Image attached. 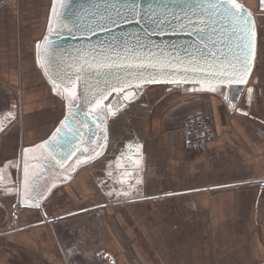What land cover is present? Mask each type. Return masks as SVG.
Wrapping results in <instances>:
<instances>
[{"label":"crops","instance_id":"crops-1","mask_svg":"<svg viewBox=\"0 0 264 264\" xmlns=\"http://www.w3.org/2000/svg\"><path fill=\"white\" fill-rule=\"evenodd\" d=\"M54 3L0 0V116L6 99L21 98L0 131V264H264V2L244 87L187 86L182 99L151 108L144 139L111 151L115 115L103 156L54 185L41 208L19 206V160L64 116L39 57ZM199 109L218 137L191 152L180 128Z\"/></svg>","mask_w":264,"mask_h":264},{"label":"water","instance_id":"water-1","mask_svg":"<svg viewBox=\"0 0 264 264\" xmlns=\"http://www.w3.org/2000/svg\"><path fill=\"white\" fill-rule=\"evenodd\" d=\"M213 2L218 3L219 0ZM234 3L244 9L242 15L246 17L251 14L253 19L256 33L254 40L256 64L258 43L256 16L242 0H234ZM206 6L207 0H55L53 7L55 12H52L49 27L52 31H49L46 37L49 43L45 45L44 41L39 52L41 65L45 66L42 68L49 80L55 81L63 89L67 86L69 78H74L79 72L80 80L78 82L73 80L78 85L75 107L83 112L86 124L90 126L99 118V107L110 97H122V100L112 108L113 115L136 100L147 85H198L207 90L210 87L224 86L232 91L239 90L248 83L255 66L246 77L247 83L239 87L208 81L200 74H188L185 82L182 71L169 70L165 74H160L158 70L153 69L138 71L135 68L127 70L114 68L110 71L107 69L97 71L95 67H89V64L93 63V58L112 56L114 51L119 52L121 57L128 56L129 63H135L130 55L133 52L136 56L154 52L159 59L178 58L182 63H186L191 55H196L199 61L201 54L207 55L209 51L218 50L225 56H217L216 60L210 63L218 67L220 65L227 67L228 61L239 54V49L236 47L237 38L233 35L235 22L230 20L224 9L227 7L231 11H236V8L230 0H225V3L219 5L212 14L215 19H208L207 15L203 14ZM189 19L201 21L198 27L204 28V31L198 33L191 27L182 29L181 23L188 25ZM205 20L208 27L203 23ZM201 40L204 41L203 44ZM213 40L218 42L216 48H212ZM235 67L240 69L241 65L237 63ZM241 74L242 72H237V75ZM140 76L145 79L152 76L160 81L179 82L149 84L140 80ZM137 84L140 85L139 88L136 87ZM112 86H123V93L117 95L111 92ZM101 91L104 92V97L98 96ZM97 100L100 101L99 107L94 102ZM100 124L104 140V137L108 136V120L105 118ZM107 142L109 144L108 138L104 140V147L98 151L102 155L95 158L103 156L108 146V144L105 146ZM35 207L41 208V205Z\"/></svg>","mask_w":264,"mask_h":264},{"label":"snow or ice","instance_id":"snow-or-ice-1","mask_svg":"<svg viewBox=\"0 0 264 264\" xmlns=\"http://www.w3.org/2000/svg\"><path fill=\"white\" fill-rule=\"evenodd\" d=\"M262 2H264V0H262ZM224 3L225 0H219L218 3L213 2V0H207V6L204 8L203 14H206L208 19H215L212 14L216 12L219 5H223ZM230 3H232V5L236 8V11H231L229 8L226 7L224 9V12L229 14V18L231 21L235 22L233 23V35L236 36L238 41L236 47L239 49V54L235 55L232 60L228 61L227 67H224L223 65H220L218 67L216 64L210 63V61L216 60L217 56H225V54L219 50L216 52L209 51L207 55L201 54L199 61L196 55H191L186 63H182L178 58L159 59L157 57V54L154 52L142 56H136L133 52V54L130 55L131 59L135 61V63H129L128 56L121 57L119 52L114 51L112 56H102L100 59L93 58V63L89 64V67H95L97 71H103L105 69L110 71L114 68L124 70L135 68L138 71H142L145 69H153L158 70L160 74H165L169 70L173 72L182 71L184 73L185 82H187L188 74H200L203 79H206L208 81H215L221 85L226 84L228 86L239 87L240 85L247 83L246 77L250 75L253 70V67L255 66L254 40L256 33L254 31L255 25L251 14H248L245 17L244 15H242L244 9L241 6L235 5L234 0H230ZM53 12H55L54 8ZM112 23H116V21H112ZM200 23L202 22L199 20L189 19L188 25H184L183 23H181V28L187 29L188 27H191L199 33L204 31V28L198 27ZM203 23L205 27H208L207 20L203 21ZM237 28L238 31H236ZM49 31L51 32L52 29L49 28ZM48 43L49 41L47 40V38H45V45H47ZM201 43L203 44L204 41L201 40ZM217 43V41L213 40L212 48H216ZM205 48H207V45H205ZM45 51H47V47H45ZM229 51H231V49H229ZM237 63L241 65L240 69H237L235 67V64ZM41 67L45 66L41 65ZM260 67L262 71H264V63H262ZM237 72H242V74L237 75ZM80 78L81 77L79 75V72H77L74 78H69L67 86L64 88V92L67 94L66 99L70 102V106H75V98L77 97L78 85L77 83H74L73 80L78 82ZM139 79L142 80L144 83L149 84L161 82H179L177 80L160 81L152 76H149L146 79L143 76H140ZM53 84L56 89L59 88V85H57L55 81H53ZM136 87L139 88L140 85L137 84ZM208 90L215 92L216 88L210 87ZM123 91V86L111 87V92H115L117 95L123 93ZM248 91L249 93H251L252 90L249 89ZM57 94L59 95L60 93L57 92ZM98 96L104 97V92L101 91L100 93H98ZM248 99L250 102L251 96H249ZM94 102L96 103L97 107L100 106L99 100ZM245 115H247V113H245ZM70 123L72 122L69 121V124ZM69 124H62L61 127L57 128L55 134H53L52 136V139L44 142L45 145L53 148H59L60 145L56 137L59 135L62 129L68 128ZM101 135L103 136L104 134L101 133ZM104 140H106V136L104 137ZM104 140L101 141V144L104 143ZM99 155H102V153H95V156ZM95 156L93 158H95ZM25 175H27V172H25Z\"/></svg>","mask_w":264,"mask_h":264},{"label":"flooded vegetation","instance_id":"flooded-vegetation-1","mask_svg":"<svg viewBox=\"0 0 264 264\" xmlns=\"http://www.w3.org/2000/svg\"><path fill=\"white\" fill-rule=\"evenodd\" d=\"M58 91L62 92L64 116L58 126L69 124L68 128L62 129L56 137L60 147L53 148L45 145V141L52 139L53 134L45 141L33 146L30 154L23 155L16 166L15 179L20 175V183L14 200L17 205L25 206L29 202L33 205L43 204L46 197L50 194L54 185L70 177L80 166L94 160L95 153L104 147L101 120L107 119L108 123L112 116V108L122 100V97L112 96L102 104L99 111V118L93 121V125L86 124V118L83 112L75 106H70L66 99L64 89L59 87ZM13 117V109L8 108L6 113L0 116L1 127H5ZM109 140V129L108 136ZM108 142L105 144V146ZM75 150V151H74ZM96 157V156H95ZM87 161V162H85ZM7 168V167H6ZM27 172V175H25ZM5 167L0 166V178L4 180ZM5 192L7 190H4ZM45 217V216H44Z\"/></svg>","mask_w":264,"mask_h":264},{"label":"rangeland","instance_id":"rangeland-1","mask_svg":"<svg viewBox=\"0 0 264 264\" xmlns=\"http://www.w3.org/2000/svg\"><path fill=\"white\" fill-rule=\"evenodd\" d=\"M249 6L252 12L255 14L257 19V0H242ZM264 22V19L262 20ZM264 63V60H259V64ZM261 70V68H259ZM257 74V72L255 73ZM190 85H181V84H170V85H147L143 92L140 93L136 100H134L127 107L121 109L120 111L113 114L111 118L115 115V118L112 121L111 127V151H117L121 146L125 145L128 140H142L145 138L144 126L146 123V116L151 111V108L155 110H164L167 103L172 101L182 99L183 91L187 89ZM0 84V91H5ZM1 99L2 100V93ZM21 98H10L6 99L7 109L13 107V103H16V107H19ZM10 102L12 106H10ZM129 107V108H128ZM118 113L119 116H118ZM180 122V121H179ZM123 169V168H122ZM10 213V212H8Z\"/></svg>","mask_w":264,"mask_h":264},{"label":"built area","instance_id":"built-area-1","mask_svg":"<svg viewBox=\"0 0 264 264\" xmlns=\"http://www.w3.org/2000/svg\"><path fill=\"white\" fill-rule=\"evenodd\" d=\"M184 146L191 152H203L217 139L218 134L209 115L199 109L183 119L180 128Z\"/></svg>","mask_w":264,"mask_h":264}]
</instances>
